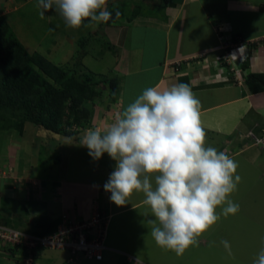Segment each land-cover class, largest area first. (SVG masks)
<instances>
[{
    "label": "crops",
    "instance_id": "obj_1",
    "mask_svg": "<svg viewBox=\"0 0 264 264\" xmlns=\"http://www.w3.org/2000/svg\"><path fill=\"white\" fill-rule=\"evenodd\" d=\"M3 1L13 7L12 14L8 10L2 14L10 26L13 25L11 28L16 20L27 23V18L37 11V0ZM139 1L141 7L133 16L134 5L129 12L119 4V16H116L117 11L109 10L113 15L111 24L106 26L113 45L110 49L115 52L104 50L101 55V59L108 57L113 64L109 74L90 69L84 61L86 51L79 62L85 72L94 77L117 78L115 99L110 97L107 86H103V92L94 100L89 124L80 128L74 138L67 137L71 141L58 135L56 142L49 145V153L54 150L59 154L52 162L45 160L43 173H33L43 161L36 148L26 147L30 143L18 144L13 139L4 147L3 154L0 153L3 161L0 198L12 201L5 214L23 224L29 219V232L41 230L39 223L54 228L62 215L87 218L97 208L112 216L144 201L145 197L112 211L110 192L104 190V185L116 161L105 154L95 160L86 153L88 151L79 152L75 146L80 145L89 128L103 129L114 122L116 115L143 90L154 86L163 90L178 83L188 84L200 101L206 145L225 152L234 160L240 157L236 161V174L241 177L239 183L250 182L254 185L251 189L256 185L257 194H264V149L253 145L246 136L249 131L261 134L264 128V89L255 91L246 81L249 73H260L264 78V0ZM111 4L117 6L114 2ZM12 29L28 51L29 45L35 48L39 43V39L30 35L31 40H27L25 33L15 27ZM55 43L58 42L51 47H55ZM51 47L43 53L49 60ZM230 50L233 53L230 54ZM226 53L231 58L230 64L218 58ZM230 68L240 71L234 73ZM111 71L116 76H112ZM252 86L258 85L252 81ZM29 202L33 204L30 207ZM20 206L24 209L18 211ZM0 224L6 225L5 217L0 216ZM107 247L109 250L104 251L101 261L80 259L76 264H123L120 257L114 255L121 250ZM48 250H39L32 264H63V260L56 261ZM14 252L16 259L4 255L2 258L10 264H15L17 259L22 263L23 251Z\"/></svg>",
    "mask_w": 264,
    "mask_h": 264
},
{
    "label": "clouds",
    "instance_id": "obj_2",
    "mask_svg": "<svg viewBox=\"0 0 264 264\" xmlns=\"http://www.w3.org/2000/svg\"><path fill=\"white\" fill-rule=\"evenodd\" d=\"M108 2L37 0L36 7L41 19L55 11L66 27L76 30L86 20L107 23L113 15ZM205 141L200 101L188 84L178 83L143 90L114 122L89 128L80 145L95 160L107 153L116 161L104 185L111 202L122 207L134 192H142L152 215L150 235L162 250L181 257L189 247L199 246L198 238L221 215L227 218L240 210L229 198L241 180L238 163ZM221 243L231 256L229 242ZM253 264H264V241Z\"/></svg>",
    "mask_w": 264,
    "mask_h": 264
},
{
    "label": "rangeland",
    "instance_id": "obj_3",
    "mask_svg": "<svg viewBox=\"0 0 264 264\" xmlns=\"http://www.w3.org/2000/svg\"><path fill=\"white\" fill-rule=\"evenodd\" d=\"M154 1L158 2V0ZM112 2L117 6L113 7L111 4ZM139 2V0H109L108 11H117L120 9H118V7L121 6L123 9H127L130 12L134 6L141 7V5L138 4ZM119 4L121 5L119 6ZM11 8L13 9L8 2L0 0V15H2L5 10L11 13ZM16 21L14 27L22 32V34L25 33L27 40H31L30 35L37 40L39 39V43L36 44L35 48L29 45V52H34L32 51L34 48L33 50L41 54L45 53V51L47 53V49H49L54 42H58L55 43V47H51L53 51L51 49L49 58L52 62L63 68L72 69L73 67L76 76H83L85 70L79 62H82L81 58L84 54L83 52L86 51L87 54L84 55V61L87 62L86 65L90 69L93 68L94 70H100L104 74H109L108 72L113 64H111L108 57L101 59V55L104 50L115 52L114 49H110L113 45L110 41L108 35L109 31L106 26L107 24H111V20L107 23L98 25L90 24L89 21L86 20L79 29L73 30L66 27L63 18L55 11L46 12L45 17L41 19L37 9V11L34 10V13L27 18V23ZM110 55H112V53ZM222 61L224 62V60ZM111 72L114 74L112 76H116L114 71ZM101 76L93 78H95L96 81H101L103 78ZM103 83L102 92L103 86L106 87L108 85L106 81H103ZM94 103L90 106L88 105V108L90 107V109H92ZM56 137L60 136L50 133L30 122L24 124V131L21 134L11 128L7 130L0 129V153L3 154L4 147L11 144L10 142L13 141V139H16L18 144L30 143L26 147L36 148V150L40 152V160L43 161L39 163L37 167L34 165V168H36L33 173L36 171L37 173H43V163L45 160L47 162H52L55 160L54 156L59 154L54 150H51L49 153V145L56 142ZM66 140L71 141L68 138ZM206 143L207 142H205V144ZM75 147L78 148L77 150L79 152L88 151L86 147H80V145ZM107 156L108 154L105 153V157ZM239 158H236L235 161H239ZM1 160L0 157V164L3 162H1ZM9 167L10 166H8V170ZM1 170L0 168V171ZM109 172H111V170ZM0 175H2L1 172ZM108 179H106V182ZM249 183H239L237 189L229 197L233 202L240 205L239 212L235 215H229L227 218L221 215V218L211 226L207 232L198 238L199 246L189 247L181 257H177L172 251L162 250L156 245L150 235L152 225L148 222L152 219V215L148 206L143 202L137 205V207L115 213L111 216L108 223L105 244L106 246L110 245L121 250V252H119L120 254L114 253V255H118L122 262H126L127 254L131 255L135 259L133 264H143L145 262L146 264H253L254 258L262 247V241H264V194H257L256 185L254 189H251L254 185ZM140 198H144V194L142 192H134L125 205L127 206ZM35 203L41 204L37 201H35ZM11 205L12 201L7 198H0V216L5 217V224L20 230H28L27 232L31 231V226L28 224L29 219L25 220L23 224L20 221H13L8 218L5 212L9 210L8 208ZM32 205V202L28 203V207ZM17 209L21 211L24 209V206L17 207ZM117 209L118 206L113 203L112 211H116ZM216 211L219 214L221 208H217ZM23 216H25V214ZM38 222L40 221L36 223ZM29 233L38 234L37 231ZM221 240H227L231 245V256L228 255ZM7 248L8 246L6 245H0V264H10L4 260L6 256L13 260L17 258L15 252L9 251V248ZM46 251L49 250L46 249ZM50 252L56 261L63 260V264H70L66 262L68 258L66 252L58 250H51ZM2 255L5 256L4 259ZM15 264L23 263L18 262L17 259Z\"/></svg>",
    "mask_w": 264,
    "mask_h": 264
},
{
    "label": "trees",
    "instance_id": "obj_4",
    "mask_svg": "<svg viewBox=\"0 0 264 264\" xmlns=\"http://www.w3.org/2000/svg\"><path fill=\"white\" fill-rule=\"evenodd\" d=\"M138 8L132 10V16ZM74 72L73 67L63 68L39 52H29L0 15V129L11 128L21 134L24 124L30 122L50 133L74 138L80 128L89 124L92 109L88 105L100 96L103 81L108 83L112 99L118 92L115 77L96 81L93 74L76 76ZM246 81L255 91L264 89L260 73H249ZM252 81L258 86L254 88ZM39 224L40 235L54 229Z\"/></svg>",
    "mask_w": 264,
    "mask_h": 264
},
{
    "label": "built area",
    "instance_id": "obj_5",
    "mask_svg": "<svg viewBox=\"0 0 264 264\" xmlns=\"http://www.w3.org/2000/svg\"><path fill=\"white\" fill-rule=\"evenodd\" d=\"M229 53H233L232 50ZM229 53L218 58H223L230 64ZM230 70L234 73L240 71L238 68ZM246 136L253 145L264 149V128L261 134L249 131ZM110 218L111 214L101 212L97 208L93 209L87 218L62 215L54 229L42 235L0 224V245L23 251V264H32L36 259L35 254L42 249L66 252L67 262L70 264H76L80 259L101 261L104 251L109 250L105 241ZM127 258L128 261L135 260L129 255Z\"/></svg>",
    "mask_w": 264,
    "mask_h": 264
}]
</instances>
